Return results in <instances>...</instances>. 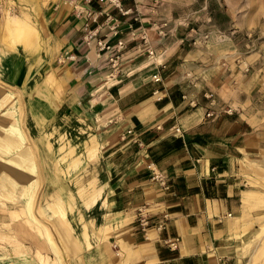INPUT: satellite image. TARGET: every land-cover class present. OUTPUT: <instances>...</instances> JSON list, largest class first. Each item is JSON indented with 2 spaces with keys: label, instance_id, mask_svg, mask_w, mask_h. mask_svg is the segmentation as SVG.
Listing matches in <instances>:
<instances>
[{
  "label": "crops",
  "instance_id": "0c3cea01",
  "mask_svg": "<svg viewBox=\"0 0 264 264\" xmlns=\"http://www.w3.org/2000/svg\"><path fill=\"white\" fill-rule=\"evenodd\" d=\"M27 1L20 8L30 13L10 19L28 25H9L6 16L0 21L8 40L0 41V91L11 102L0 107V118L9 114L11 127L13 113L23 116L28 105L24 119L34 133L67 127L74 131L73 147L82 138L93 139L100 149L98 158L73 157L84 160L88 171L81 181L97 178L103 191L98 204L76 212V220L85 217L89 237L81 221L68 224L78 254L67 264H264L258 255L264 238V124L242 109L232 68L213 63L211 51L189 42L192 28L202 33L194 0H121L123 9L133 11L126 16L98 0L82 4L103 12L89 24L96 31L91 45L83 40L87 19L76 15L68 0ZM107 13L120 22L117 37L108 36L103 26ZM162 24L165 36L157 31ZM106 36L111 43L126 42L118 73L95 49L96 40ZM17 40L22 47L12 45ZM157 73L160 82L153 80ZM49 75L56 83L46 81ZM205 93L216 101L212 117L206 116ZM30 109L39 121L29 118ZM41 159L37 163L33 157V172L42 166L48 183L63 173L69 189L63 186L60 195L78 192L80 177L66 171L70 158L48 157L49 164ZM150 166L167 178L169 190L151 179ZM143 206L150 210L146 240L137 221ZM164 216L165 226L157 230ZM34 226L47 240L40 223ZM174 239H179L177 250L165 244ZM49 251L55 259L44 257L46 264H65L55 240Z\"/></svg>",
  "mask_w": 264,
  "mask_h": 264
},
{
  "label": "rangeland",
  "instance_id": "374dc122",
  "mask_svg": "<svg viewBox=\"0 0 264 264\" xmlns=\"http://www.w3.org/2000/svg\"><path fill=\"white\" fill-rule=\"evenodd\" d=\"M22 4L28 6V1L0 0V21H3L5 16H20L22 11L30 13L20 8ZM193 7L198 10L200 17L195 23L200 24L201 28H199L203 34H209L207 41L193 48L204 51L205 47L211 51L213 63L229 65L232 68L229 72L234 76L233 83L236 86L237 97L244 99L242 109L257 115V120L264 124V0H194ZM31 11L34 14L35 11ZM0 41L2 43L8 41L2 28H0ZM19 42L17 40L12 45L20 48L23 44ZM224 42L226 43L224 44ZM221 44H224V47ZM233 108L231 107V110ZM25 111L29 113L27 105H25ZM13 114L11 126L22 117L19 115V111ZM25 129L28 137H24L23 146L29 149L28 151L37 163L42 162L41 153H46L47 157H56L57 152L52 153L53 144L47 140L50 133H34V127L30 126V123L26 125ZM18 131L26 136L23 129ZM37 138L41 139V144ZM74 143L76 144V142L73 141V146ZM38 145H40L39 149L36 147ZM75 153L80 155L78 151ZM46 176L45 174L41 175V180ZM60 178L61 181L56 183L57 187L66 185L67 187L63 189L68 191L66 175L61 173ZM46 183H48L46 180H42L36 190L33 198L35 203L41 193L45 191L43 187ZM17 185L19 188L21 187L23 193L31 190V182L27 179L19 180ZM21 196L22 194L16 191H13L9 198L0 194V264H46L47 261L44 260V257L51 255V259H55L49 250L54 240L61 244L60 240L56 233L54 239H51L47 234L45 236L47 240H41L39 231L28 221V213L26 216L23 213L14 212L17 208L20 209L18 202H21ZM9 203L12 206H8ZM39 217L43 223L49 228L51 227L48 220L40 215ZM262 233L264 237V228ZM261 247L262 249L258 250V255L264 257V238ZM59 258L62 262L60 256Z\"/></svg>",
  "mask_w": 264,
  "mask_h": 264
},
{
  "label": "bare ground",
  "instance_id": "6f19581e",
  "mask_svg": "<svg viewBox=\"0 0 264 264\" xmlns=\"http://www.w3.org/2000/svg\"><path fill=\"white\" fill-rule=\"evenodd\" d=\"M6 17V20L9 25H13L19 29L25 25H28L25 24L18 17H12L11 19L9 16ZM225 43L226 42H224V44ZM243 65H245L244 62ZM46 81L50 84L56 83V80L53 78L52 75H49ZM60 89V86H57V91H59ZM0 100V107H7L11 103L8 95L3 96L1 91ZM21 106L22 104L14 106L15 110H18ZM37 106L38 105H36V107ZM22 115V120L20 119L17 122H14V125H12L11 127H9V124L6 125V121L10 119L9 114L4 115L0 118V174H2L0 175V194L7 198H9V195L13 191L22 194L21 202H18L20 204V209L17 208V210H15L14 212H20L26 216V213H28V221L35 225V220H37V222L40 223V225L42 226V231L45 230V233L48 234L51 239H54V232L57 233L62 242V245L56 242L57 253L60 255L63 261L68 262L69 260H72L74 255L78 254L77 246L75 240L73 239V235L69 230L68 224H78L81 221L83 223V227L85 228L84 234L86 237H89L90 234H88L86 231L88 230V226L85 225L84 222L85 217L80 216V220L78 218L76 220V212H84V210L90 209L92 205L98 204L99 199H97V196L101 195L103 191V186L101 184L102 182L97 178L91 179L87 182L81 181L82 178H84V176L88 173V171L86 169L84 160H82L81 158L78 160H74L73 157H94L97 156L98 153H100V149L98 148L97 144L94 142L93 139L82 141V138H79V141L77 142V147H73L72 143L74 141V131L67 127L62 128L61 130H57V132L54 134L52 133L48 135L49 137L47 138L49 139V143L53 144L52 153L55 154L57 152L56 157L52 156V158H57L59 160H65L69 158L71 159V161L66 165V171L70 175L75 174L76 176L78 174L76 178L80 177V181L76 182V187L79 190H77L78 192L73 195L66 193L60 195L62 193L60 191L62 185L60 187L56 186L57 182L55 181L58 180L57 178L56 180L54 179V181L51 180L50 182L52 183L49 182L44 185L46 192H42L39 198L37 199V202L35 203V199L33 198L35 197L36 190L41 184L40 181L42 182V180H40V176L44 174L42 171V167L37 172L36 170H34L35 172L32 171V167L34 165V162H32L33 156L28 151L29 149L23 146V139L24 137L28 136L26 132L25 136L24 134H21L18 131L20 129H23L24 125H27V120L24 119V116L28 115V113H26L25 109ZM33 116L35 117V120H38L35 113H33L30 109L29 118ZM51 120V126L54 127L56 119L52 118ZM37 140L41 144V139L39 140V138H37ZM52 140H54L55 143H53ZM36 147L37 149H39L38 147H40V145ZM75 151H78V153H80L81 155L78 156ZM41 156L45 158L44 161L46 164L50 163V161L47 160L48 157L46 153H41ZM51 170L52 174L56 175V166L53 169L51 168ZM31 171L35 173L33 181L30 177ZM26 179H28L32 183L30 187L31 190L29 192L23 193L21 187L19 188L17 183L19 182V180L22 181ZM254 195L260 196L258 193H255ZM8 206H12V204L10 205L9 203ZM38 214L51 223L50 228L42 222ZM97 222V226L100 228L101 223L99 221ZM36 229L38 230V227ZM90 230H92L94 233H96L97 236H99L98 229L91 227Z\"/></svg>",
  "mask_w": 264,
  "mask_h": 264
},
{
  "label": "built area",
  "instance_id": "2783aa9c",
  "mask_svg": "<svg viewBox=\"0 0 264 264\" xmlns=\"http://www.w3.org/2000/svg\"><path fill=\"white\" fill-rule=\"evenodd\" d=\"M93 0H68V2L72 5L74 8V11L76 15L78 16H83L87 19V22L84 26V36L83 40L87 45H91V41L93 38L96 36V31H91L89 29V24L91 22H97L99 16L103 14V12H91L89 10H85L82 6L84 5H89ZM99 3H108L112 5L114 8H116L122 16L126 15H131L133 14V11L131 9H123L121 6V0H98ZM139 17H136L135 20L141 21L138 19ZM103 26L106 27L109 30L108 36L114 38L117 37L120 34V22L119 20L112 14L107 13L105 14V20L103 23ZM167 27L166 24H162V26H159L157 31L158 34L161 36H165V28ZM191 36L189 39V42L193 47L198 46L202 44L203 42L207 41L209 34H203L200 33L197 29L192 28L190 30ZM135 36V35H134ZM107 37L104 39H97L95 42V49L96 52L99 56H104L106 58L107 63L111 67L112 71L114 73H118L119 69L121 68V63L123 62V55L124 51L126 49V42L123 39H117L115 43H111ZM144 43L147 42L145 35L142 37ZM148 56H153L154 51L148 49L147 50ZM153 80L155 82H160L161 77L159 73L153 76ZM204 97L207 100V104L209 106V111L207 113V117H212L213 112H211L212 108L215 107L216 101L212 97V95L205 93ZM186 95L183 96V99L186 100ZM190 106L194 107L195 102H190ZM175 131L177 133H181L180 128H175ZM151 168V166H150ZM151 179L156 182L160 187H162L164 190H169V184L167 178L158 170L155 168H151ZM149 212L145 206L140 207L137 211V221L140 227V231L144 237V239H147V236L149 234V230L151 227L150 223V217H149ZM167 216L163 217V221H160L156 225L157 230H161L164 228V220H166ZM178 243L179 239H174V240H168L165 241V244L169 247L171 250H177L178 249Z\"/></svg>",
  "mask_w": 264,
  "mask_h": 264
}]
</instances>
